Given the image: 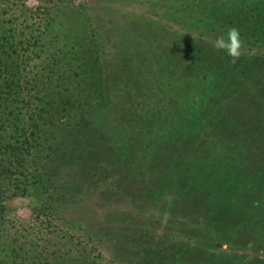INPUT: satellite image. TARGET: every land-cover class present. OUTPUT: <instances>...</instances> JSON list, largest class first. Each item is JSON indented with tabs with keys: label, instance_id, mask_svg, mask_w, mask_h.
I'll use <instances>...</instances> for the list:
<instances>
[{
	"label": "rangeland",
	"instance_id": "rangeland-1",
	"mask_svg": "<svg viewBox=\"0 0 264 264\" xmlns=\"http://www.w3.org/2000/svg\"><path fill=\"white\" fill-rule=\"evenodd\" d=\"M52 1L0 0L6 27L11 21L20 36L33 29L34 46L18 52L22 94L39 98L52 81H76L77 67L94 59L97 68L86 69L100 82L89 84L100 104L87 114L98 137L83 154L53 157L68 133L57 119L45 131L51 146H42L40 162L4 198L0 234L10 254L20 264H156L161 255L160 263L170 264L176 258L169 256L196 249L218 259L264 260V194L250 200L235 222L213 224L204 219L210 207L189 203L178 183L169 186L168 175H147L143 156L168 135V125L178 124L180 110L162 120L169 98L181 106L186 96L173 93L179 80L159 71L183 59L189 38L213 58L219 52L212 47L218 34L179 19L181 2L193 6L198 0ZM39 3L53 11V3L61 6L50 16L26 10ZM257 51L252 49L258 55L264 47ZM213 61L226 65L219 56ZM142 115L149 125L140 136L146 141L137 145L134 118ZM33 205L43 214L34 216Z\"/></svg>",
	"mask_w": 264,
	"mask_h": 264
},
{
	"label": "trees",
	"instance_id": "trees-1",
	"mask_svg": "<svg viewBox=\"0 0 264 264\" xmlns=\"http://www.w3.org/2000/svg\"><path fill=\"white\" fill-rule=\"evenodd\" d=\"M60 6L53 3V11L39 3L26 10H41L50 16ZM180 13L179 19L185 23H195L197 28L218 35L231 27L238 28L244 47L240 59L232 64L225 52L219 51L213 58L206 48L194 47L189 38L183 59L171 61L159 71V76L179 80L181 87L177 86L173 93L181 91L186 96L181 98V106L175 97H168L171 101L162 120L170 121L180 110L178 124L168 125V135L160 143L154 139L157 145L143 156L147 175H168L169 186L178 183L189 203L197 207L207 204L212 212L206 213L205 220L213 224L222 219L235 222L246 214L244 207L250 200L264 194V52L256 55L257 49L264 47V0H198L193 6L183 1ZM191 15L196 17L187 20ZM5 21L0 12V232L4 227L6 192L26 180L27 173L40 162L42 146H51L50 139L43 136L45 131L57 119L60 128L68 133V142L53 157L83 154L98 137L87 113L100 104L96 89L89 85L100 82L86 69L91 65L97 68L94 59L77 67L76 81L63 85L52 81L43 96L25 97L23 75L18 70L24 60L18 52L22 46H34L33 29L30 27L29 33L22 32L20 36L19 29L12 28L11 21L6 27ZM253 48L257 52H252ZM218 56L226 60V65L213 61ZM82 81L89 85L88 91ZM134 123V142L142 145L146 140L140 136L149 119L142 115L134 118ZM20 188L26 190L24 185ZM207 198L213 201H205ZM29 211L39 217L44 208L33 205ZM169 257L176 258L170 264H264V260L244 261L234 256L213 258L198 249ZM161 261L162 255L156 264H167ZM0 264H20L10 254L2 234Z\"/></svg>",
	"mask_w": 264,
	"mask_h": 264
},
{
	"label": "clouds",
	"instance_id": "clouds-1",
	"mask_svg": "<svg viewBox=\"0 0 264 264\" xmlns=\"http://www.w3.org/2000/svg\"><path fill=\"white\" fill-rule=\"evenodd\" d=\"M212 47L216 51L225 52L230 58V63L235 64L240 59L244 47L239 29L236 27L229 28L226 33L215 38Z\"/></svg>",
	"mask_w": 264,
	"mask_h": 264
}]
</instances>
